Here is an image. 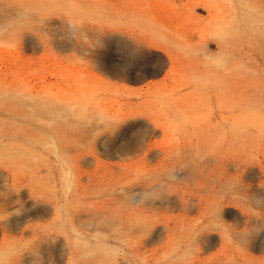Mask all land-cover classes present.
<instances>
[{
  "label": "rangeland",
  "instance_id": "obj_1",
  "mask_svg": "<svg viewBox=\"0 0 264 264\" xmlns=\"http://www.w3.org/2000/svg\"><path fill=\"white\" fill-rule=\"evenodd\" d=\"M174 3L0 0V264H264V45Z\"/></svg>",
  "mask_w": 264,
  "mask_h": 264
},
{
  "label": "bare ground",
  "instance_id": "obj_2",
  "mask_svg": "<svg viewBox=\"0 0 264 264\" xmlns=\"http://www.w3.org/2000/svg\"><path fill=\"white\" fill-rule=\"evenodd\" d=\"M164 4H162L161 0H152L154 5H162L165 9H169L171 11H177L182 13L183 9L180 8L178 5L174 3L175 0H165ZM191 4H187L186 6L189 8L192 4H198L199 2H205L204 5L207 6L208 12L210 16L213 14H218L220 12V16L222 17V21H214L212 25L221 29L222 32L227 34L234 32V26L236 23V18L238 17V12H244V16L246 20L252 22L257 42L260 46L264 45V25L259 24V22L264 21L263 16V8L259 4L260 1L257 0H245L246 2L242 4V6H236L231 4L230 2L227 3V0H216L214 3H207L204 0H190ZM187 7L184 8V12L187 11ZM212 14V15H211ZM242 14V13H241ZM208 23L210 19L207 20ZM206 21V22H207Z\"/></svg>",
  "mask_w": 264,
  "mask_h": 264
}]
</instances>
